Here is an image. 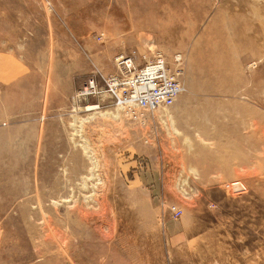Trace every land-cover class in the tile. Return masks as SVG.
Returning <instances> with one entry per match:
<instances>
[{"label":"rangeland","instance_id":"374dc122","mask_svg":"<svg viewBox=\"0 0 264 264\" xmlns=\"http://www.w3.org/2000/svg\"><path fill=\"white\" fill-rule=\"evenodd\" d=\"M0 64V264H264V0H0Z\"/></svg>","mask_w":264,"mask_h":264},{"label":"built area","instance_id":"2783aa9c","mask_svg":"<svg viewBox=\"0 0 264 264\" xmlns=\"http://www.w3.org/2000/svg\"><path fill=\"white\" fill-rule=\"evenodd\" d=\"M182 63L180 53L175 56ZM118 72L108 74L107 90L116 97L117 102L129 106L128 112L136 115L139 106L145 110H155L164 104H173L183 90L178 77L179 68L173 71L163 53H157L146 64L137 65L134 55L117 57ZM82 95L101 91L96 78L92 77L80 90Z\"/></svg>","mask_w":264,"mask_h":264},{"label":"bare ground","instance_id":"6f19581e","mask_svg":"<svg viewBox=\"0 0 264 264\" xmlns=\"http://www.w3.org/2000/svg\"><path fill=\"white\" fill-rule=\"evenodd\" d=\"M241 2H242V1H241ZM252 3H253V2H252ZM217 37H218V36H217ZM216 39H217V38H216ZM217 46H218V45H217ZM219 65H220V64H219ZM0 66H1V64H0ZM119 103H120V104H123V103H121V102H119ZM119 103H118V104H119ZM123 105H124V104H123ZM127 110H129V108H128ZM75 217H76V216H75Z\"/></svg>","mask_w":264,"mask_h":264}]
</instances>
